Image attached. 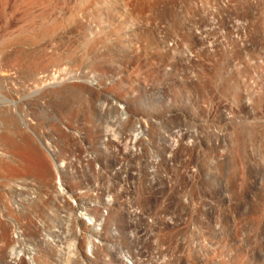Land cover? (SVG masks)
Segmentation results:
<instances>
[{
    "label": "rangeland",
    "instance_id": "1",
    "mask_svg": "<svg viewBox=\"0 0 264 264\" xmlns=\"http://www.w3.org/2000/svg\"><path fill=\"white\" fill-rule=\"evenodd\" d=\"M223 1L0 0V264L12 246L22 255L13 264H28L29 247L35 264H120L104 250L85 255L55 188V163L109 160L100 140L116 123L113 102L149 120L147 140L174 180L160 210L178 226L163 225L159 264H264V0ZM198 28L227 49L187 65L166 45L196 47ZM112 130L123 138L131 123Z\"/></svg>",
    "mask_w": 264,
    "mask_h": 264
},
{
    "label": "built area",
    "instance_id": "2",
    "mask_svg": "<svg viewBox=\"0 0 264 264\" xmlns=\"http://www.w3.org/2000/svg\"><path fill=\"white\" fill-rule=\"evenodd\" d=\"M220 4L226 6L227 3L220 0ZM208 31V28L193 31L198 41L196 47L181 46L176 41L166 46L173 50L181 47L182 58L187 65L197 62L200 54L216 57L227 47L206 38ZM234 39L237 40V37L234 36ZM228 51L231 53L230 49ZM233 65L236 67L237 64ZM178 76L181 75L176 73L175 81L181 80ZM186 76L189 80L193 79L194 70L190 69ZM112 109L116 112V123H106V132L100 140L109 160L95 161L92 167H88L83 162L95 158L84 155L79 159L72 157L68 163L58 165L55 188L63 192H57L64 204L61 217L66 221L67 211L70 210L75 238L87 243L85 255L89 258L93 259V255L104 250L108 257H115L120 264H159L162 263L160 238L163 225L172 228L178 226L173 214L163 215L160 210L162 193L173 191L174 180L160 169L161 157L147 140L148 123L142 121L143 117L128 115L125 107L114 105ZM129 122L132 129L130 134L123 138L114 134L112 129ZM164 138L169 152L165 161L173 167L171 158L177 148L178 127L171 125ZM52 141L44 142V148L56 161L57 150ZM55 165L57 168V163ZM188 174V182H192L197 171L190 169ZM187 228L196 231L190 221L187 222ZM65 231L66 224H63L61 234L65 235ZM205 244L202 238V245Z\"/></svg>",
    "mask_w": 264,
    "mask_h": 264
},
{
    "label": "bare ground",
    "instance_id": "3",
    "mask_svg": "<svg viewBox=\"0 0 264 264\" xmlns=\"http://www.w3.org/2000/svg\"><path fill=\"white\" fill-rule=\"evenodd\" d=\"M111 26H112V25H111ZM114 30H115L114 28H111V29H110L111 32H112V31L114 32ZM115 32H116V31H115ZM109 40H110V39H109ZM32 56H33V55H32ZM15 60H16V59H15ZM15 60H14V61H15ZM29 65H30V64H29ZM92 83H93V82H92ZM97 83H98V82L93 83V85H94V84L97 85ZM113 103H114L115 106H118L119 108H124V107H125L124 105H120V104H117V103H115V102H113ZM0 105H1V104H0ZM111 108H113V106H112ZM109 109H110V107H108V110H109ZM177 110H178V109H177L176 106H175V107H173V110H172V111L175 112V111H177ZM142 121H143L144 123H149V120H148V119H142ZM153 122H154V121H153ZM153 122H151L150 124H152ZM144 126H145V125H144ZM144 130H145V128H144ZM144 130H142V132H143ZM43 146L45 147L44 144H43ZM6 149H7V148H6ZM4 155H5V154L2 153V150L0 149V164H1V162L4 161V160H3L4 157L7 158V157L4 156ZM8 158H9V157H8ZM8 158H7V159H8ZM5 161H6V160H5ZM9 161H10V160H9ZM57 169H59L58 165H57ZM24 182H25V181H24ZM22 183H23V182H22ZM25 184H26V182H25ZM13 185H14V184H13ZM23 185H24V184H23ZM21 188H22V187H21ZM27 189H30V190H31V188H27ZM24 190H25V188H24ZM58 191H60L61 193H63L60 189H58ZM33 193H34V192H33ZM29 194H30V193H29ZM31 195H32V194H31ZM31 197H32V196H31ZM32 199H33V198H32ZM13 234H14V233H13ZM14 237H15L16 239L19 238V236H18V232L15 231V235H13V238H14ZM50 237H51V236H50ZM50 237H49V238H50ZM57 237H58V236H57ZM16 239H15V240H16ZM45 239H46V238H45ZM43 240H44V239H43ZM50 240H51V239H50ZM15 242H16V241H15ZM18 243H19V242H18ZM22 244H23V243H22ZM52 244H53V243H52ZM52 244H51V245H52ZM18 246H19V245H18ZM26 247H27V246H26ZM12 249H14L13 246H12ZM12 249H11V251H10V252H11V254H10L11 256L9 257V263H10V264L15 263V261H16L20 256H22V255H21V252L19 251L20 253H18V252H17L18 249H16V248H15V249L17 250L16 253H15V251H14L15 254H12V252H13ZM28 249H29V252H28V253L26 252V255L24 256V258H25V260L28 262V264H35V262H34V260H33L34 249H33V248L31 249L30 247H29ZM60 252H61V251H60ZM18 260H19V259H18ZM7 262H8V261H7Z\"/></svg>",
    "mask_w": 264,
    "mask_h": 264
}]
</instances>
